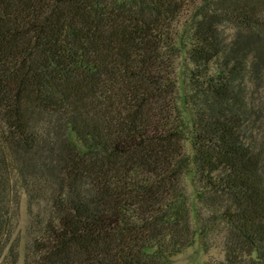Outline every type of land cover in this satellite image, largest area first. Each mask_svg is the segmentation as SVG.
<instances>
[{
	"label": "trees",
	"instance_id": "16d2710c",
	"mask_svg": "<svg viewBox=\"0 0 264 264\" xmlns=\"http://www.w3.org/2000/svg\"><path fill=\"white\" fill-rule=\"evenodd\" d=\"M246 52L264 0H0V264L22 193L23 264H172L197 235L264 264Z\"/></svg>",
	"mask_w": 264,
	"mask_h": 264
},
{
	"label": "rangeland",
	"instance_id": "374dc122",
	"mask_svg": "<svg viewBox=\"0 0 264 264\" xmlns=\"http://www.w3.org/2000/svg\"><path fill=\"white\" fill-rule=\"evenodd\" d=\"M245 56L248 59V74L246 78L239 83L236 96L243 101L249 112L250 126L253 128L255 138L263 141L264 122L262 112L264 109V61L256 59L255 54L251 52H246ZM183 117H187L185 112H183ZM184 184L189 199L193 203V208H196V210L199 209V205L196 204L193 198L194 187L192 186L191 175L184 178ZM195 217L196 216H193V222L196 227L197 217L196 219ZM30 225L29 204L27 202V196L22 193L19 217L10 240V242H15V244L19 245L20 264H23L25 247L29 240ZM223 256L224 252L220 238L212 236L208 240H203L197 235L191 247L172 258V264H212L222 261Z\"/></svg>",
	"mask_w": 264,
	"mask_h": 264
}]
</instances>
